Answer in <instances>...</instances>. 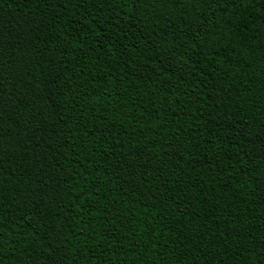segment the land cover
Listing matches in <instances>:
<instances>
[{"label":"trees","instance_id":"1","mask_svg":"<svg viewBox=\"0 0 264 264\" xmlns=\"http://www.w3.org/2000/svg\"><path fill=\"white\" fill-rule=\"evenodd\" d=\"M0 264H264V0H0Z\"/></svg>","mask_w":264,"mask_h":264},{"label":"rangeland","instance_id":"2","mask_svg":"<svg viewBox=\"0 0 264 264\" xmlns=\"http://www.w3.org/2000/svg\"><path fill=\"white\" fill-rule=\"evenodd\" d=\"M186 59V58H185ZM184 60V59H183ZM186 62H187V60H186Z\"/></svg>","mask_w":264,"mask_h":264}]
</instances>
